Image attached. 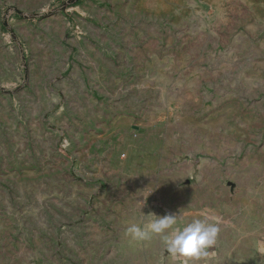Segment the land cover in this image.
Returning <instances> with one entry per match:
<instances>
[{"label":"rangeland","instance_id":"obj_1","mask_svg":"<svg viewBox=\"0 0 264 264\" xmlns=\"http://www.w3.org/2000/svg\"><path fill=\"white\" fill-rule=\"evenodd\" d=\"M205 209L264 264V0H0V264H180L125 228Z\"/></svg>","mask_w":264,"mask_h":264},{"label":"clouds","instance_id":"obj_2","mask_svg":"<svg viewBox=\"0 0 264 264\" xmlns=\"http://www.w3.org/2000/svg\"><path fill=\"white\" fill-rule=\"evenodd\" d=\"M147 214L144 222L129 223L125 235L137 243L159 237L165 251L177 258L180 264H196L207 259L209 249L217 243L219 218L210 209L202 210L199 216L187 222L182 214L154 213L151 217Z\"/></svg>","mask_w":264,"mask_h":264}]
</instances>
